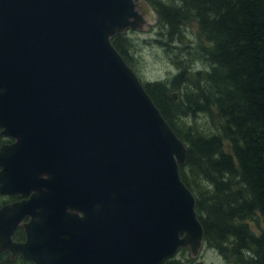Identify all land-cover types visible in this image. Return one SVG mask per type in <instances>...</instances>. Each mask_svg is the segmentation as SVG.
<instances>
[{"label":"water","instance_id":"obj_1","mask_svg":"<svg viewBox=\"0 0 264 264\" xmlns=\"http://www.w3.org/2000/svg\"><path fill=\"white\" fill-rule=\"evenodd\" d=\"M156 19L144 0H0V136L14 140L0 149V176L17 192L45 173L69 205L92 201L100 215L93 257L65 245L55 256L46 240L61 229L55 220L0 248L35 264H159L179 248L197 256L203 227L179 173L187 149L112 44ZM28 206L0 211L12 214L4 231Z\"/></svg>","mask_w":264,"mask_h":264},{"label":"trees","instance_id":"obj_2","mask_svg":"<svg viewBox=\"0 0 264 264\" xmlns=\"http://www.w3.org/2000/svg\"><path fill=\"white\" fill-rule=\"evenodd\" d=\"M145 1L157 15L156 42L171 46L192 21L208 45L207 71L176 62L172 81L144 84L187 149L179 173L195 197L203 247L227 263L247 256L244 264H264V229L249 227L258 228L259 219L264 226V0ZM131 32L112 43L134 69ZM202 113L216 121L215 133L203 136L178 125Z\"/></svg>","mask_w":264,"mask_h":264},{"label":"flooded vegetation","instance_id":"obj_3","mask_svg":"<svg viewBox=\"0 0 264 264\" xmlns=\"http://www.w3.org/2000/svg\"><path fill=\"white\" fill-rule=\"evenodd\" d=\"M13 142L14 140L8 137L0 136V149L4 145H11ZM1 171L2 167H0V172ZM1 177L2 176H0V211L6 206L19 203L26 204L28 202L29 206L25 212L17 215L18 222L11 231H4V229L9 225V219L11 222L12 214L0 220V244L6 243L14 246L24 245L27 243L28 235H31V232L40 230L44 233V229L49 228L48 226L51 220H55L54 223H56V225L59 224L61 229L50 230L51 232L46 238V240H50L53 243V253L55 256H57L58 252H65L62 250L63 245L73 249V252L76 254L79 252V260L83 256H94L97 252L94 242L100 223V215L95 206V202L81 201L79 205V200L77 202V198L75 199V205H69L64 191L52 189L50 184L44 183L49 179V176L47 177L45 173L38 174L33 180L28 179L22 183L17 192L14 191V188L8 186ZM57 183L54 182L55 187L59 184ZM43 185L50 186V189H46ZM10 188L13 189L11 190L12 192L8 191ZM87 202H91V205L87 204ZM72 217H75V219L77 218V221H73ZM67 228L74 229L63 232L62 229ZM32 240L34 239L32 238ZM58 244L61 245L60 248ZM84 244L86 245L84 246ZM184 256L185 258L188 256L193 260L188 249H179L175 256L162 260L159 264H182L185 260ZM0 264L35 263L32 259L25 257L22 252H13L8 248H0Z\"/></svg>","mask_w":264,"mask_h":264},{"label":"rangeland","instance_id":"obj_4","mask_svg":"<svg viewBox=\"0 0 264 264\" xmlns=\"http://www.w3.org/2000/svg\"><path fill=\"white\" fill-rule=\"evenodd\" d=\"M149 27L145 31H135L128 35L135 69L133 70L143 84L172 81L174 75L178 72L174 66L176 62L181 67L189 66L194 71H207L209 69L210 65L205 60L203 51L208 45L198 34L196 23L192 21L185 23L181 36L169 47H166L164 43L156 42L157 39L159 40L157 36L158 29H154V24ZM161 39H165V36ZM184 48L190 51H184ZM178 125L182 128H191L203 136L216 132V121L213 117L203 113L197 114L194 120L190 117L181 118L178 120ZM257 222L258 228L253 224L249 225L255 232L264 229L261 220L259 219ZM184 259L182 264H238L231 261L227 263L213 248H205L197 259L192 260L188 256L186 258L184 256ZM246 259H248L247 256H244V259L238 258L239 264H244Z\"/></svg>","mask_w":264,"mask_h":264}]
</instances>
